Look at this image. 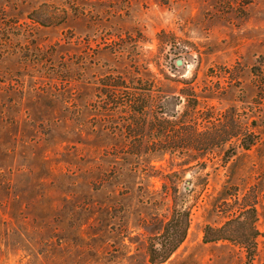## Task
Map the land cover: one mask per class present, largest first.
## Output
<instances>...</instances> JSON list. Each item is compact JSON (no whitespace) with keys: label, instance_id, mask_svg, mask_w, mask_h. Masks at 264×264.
<instances>
[{"label":"rangeland","instance_id":"374dc122","mask_svg":"<svg viewBox=\"0 0 264 264\" xmlns=\"http://www.w3.org/2000/svg\"><path fill=\"white\" fill-rule=\"evenodd\" d=\"M0 264H264V0H0Z\"/></svg>","mask_w":264,"mask_h":264},{"label":"trees","instance_id":"16d2710c","mask_svg":"<svg viewBox=\"0 0 264 264\" xmlns=\"http://www.w3.org/2000/svg\"><path fill=\"white\" fill-rule=\"evenodd\" d=\"M184 96L188 97L189 94H184ZM192 105H187V107L189 106L192 110L194 108H196V106L198 105V102L196 99H194V101L192 100ZM133 105H129V107H132ZM137 106V105H136ZM139 107V106H138ZM162 109V108H161ZM130 111H134V112H139L142 111L141 109H136L133 108L130 109ZM159 115L154 116V118L151 120V124L154 126H158L161 129H165L166 123L168 124H173L175 121H172V119L169 118V116H172V114L167 113L166 110H161L159 111ZM164 115H167L168 117H164ZM190 115L187 114L186 118H188ZM193 122L190 121H178L179 124H181L180 129L182 130H177V134H173V135H163L164 137H160L158 140L156 141H152L154 143H152V147H148L147 144L143 145L144 147V153L150 152L152 150V152H154L153 150L159 151V152H173L171 151L172 149V145H175L176 148H181V149H195L198 146H200V144L205 145V146H213L216 145V141L218 142V133H214L213 129L212 130H205L203 132H198V123L197 120L195 118L192 117ZM176 125V123L174 124ZM215 127L218 126V124L213 123L211 125V127ZM230 126H226V131H229L228 134L224 135V142L229 141L231 138H235V136H239L240 133L234 131V127L233 125H231L230 131L229 130ZM219 131V129L217 130ZM181 133V134H180ZM221 135V134H220ZM255 141V137L254 135L250 134V135H246L243 134L242 135V139H241V146L244 149H248L252 144H254ZM181 144V145H180ZM135 155H139L136 154ZM252 212L255 213V209H251ZM253 213V214H254ZM179 215H187L186 211L183 210H175L173 213L172 218L167 222V224L163 227L161 233H159L158 235H156L155 237H153L150 241V244L148 245V255H149V259L151 263H157V262H162L165 259H167V257L177 248V246L183 241L184 237H185V226L182 227V224L186 223V218L183 219V217L179 216ZM238 221V220H236ZM231 223H233V221H228L226 223V225H222L216 229H214V231L217 233L216 235L213 236V238L211 239H207V241L209 240H218V239H227V240H235L233 238H231L229 235H227L226 233V229L229 225H231ZM210 228V227H208ZM207 228V230H209ZM207 230H206V234H207ZM224 232V233H223ZM257 235V233L254 231L250 236L251 238H255V236ZM207 238V236H206Z\"/></svg>","mask_w":264,"mask_h":264},{"label":"water","instance_id":"95a60500","mask_svg":"<svg viewBox=\"0 0 264 264\" xmlns=\"http://www.w3.org/2000/svg\"><path fill=\"white\" fill-rule=\"evenodd\" d=\"M181 63V61H177V64H180Z\"/></svg>","mask_w":264,"mask_h":264},{"label":"flooded vegetation","instance_id":"af4514ba","mask_svg":"<svg viewBox=\"0 0 264 264\" xmlns=\"http://www.w3.org/2000/svg\"><path fill=\"white\" fill-rule=\"evenodd\" d=\"M179 61V60H178ZM176 64H177V61H176Z\"/></svg>","mask_w":264,"mask_h":264}]
</instances>
